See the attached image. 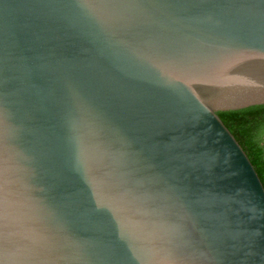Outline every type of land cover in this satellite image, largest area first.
<instances>
[{"label": "water", "instance_id": "1", "mask_svg": "<svg viewBox=\"0 0 264 264\" xmlns=\"http://www.w3.org/2000/svg\"><path fill=\"white\" fill-rule=\"evenodd\" d=\"M259 105L264 0H0V264H264Z\"/></svg>", "mask_w": 264, "mask_h": 264}, {"label": "trees", "instance_id": "2", "mask_svg": "<svg viewBox=\"0 0 264 264\" xmlns=\"http://www.w3.org/2000/svg\"><path fill=\"white\" fill-rule=\"evenodd\" d=\"M218 115L243 147L264 185V105Z\"/></svg>", "mask_w": 264, "mask_h": 264}, {"label": "clouds", "instance_id": "3", "mask_svg": "<svg viewBox=\"0 0 264 264\" xmlns=\"http://www.w3.org/2000/svg\"><path fill=\"white\" fill-rule=\"evenodd\" d=\"M90 7H92L94 14L101 18H107L111 15L103 4L90 5Z\"/></svg>", "mask_w": 264, "mask_h": 264}]
</instances>
